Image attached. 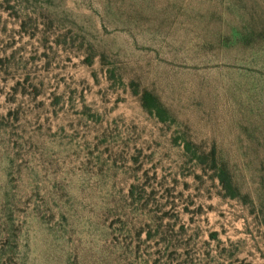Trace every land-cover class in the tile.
Here are the masks:
<instances>
[{"label":"rangeland","instance_id":"obj_1","mask_svg":"<svg viewBox=\"0 0 264 264\" xmlns=\"http://www.w3.org/2000/svg\"><path fill=\"white\" fill-rule=\"evenodd\" d=\"M0 264H264V0H0Z\"/></svg>","mask_w":264,"mask_h":264},{"label":"trees","instance_id":"obj_2","mask_svg":"<svg viewBox=\"0 0 264 264\" xmlns=\"http://www.w3.org/2000/svg\"><path fill=\"white\" fill-rule=\"evenodd\" d=\"M146 97H148V99H153V101H157L156 97H154V95L151 93V92H147L146 93ZM159 103V102H158ZM160 105V104H159ZM147 107V106H146ZM161 109V107H160ZM155 110V106L151 107V111L154 112ZM160 112V110H158V113ZM221 181L224 183V185L228 186V187H231L232 186V177L229 173H224V176H222L221 178Z\"/></svg>","mask_w":264,"mask_h":264}]
</instances>
